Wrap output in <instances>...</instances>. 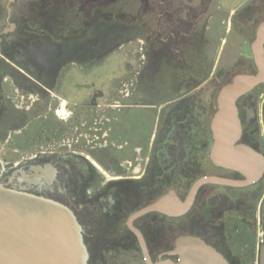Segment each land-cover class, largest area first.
<instances>
[{
	"label": "flooded vegetation",
	"instance_id": "1",
	"mask_svg": "<svg viewBox=\"0 0 264 264\" xmlns=\"http://www.w3.org/2000/svg\"><path fill=\"white\" fill-rule=\"evenodd\" d=\"M117 1L0 0V186L68 208L87 264L177 262L184 237L264 264V80L213 156L220 92L260 72L264 2L217 22L209 1Z\"/></svg>",
	"mask_w": 264,
	"mask_h": 264
},
{
	"label": "water",
	"instance_id": "2",
	"mask_svg": "<svg viewBox=\"0 0 264 264\" xmlns=\"http://www.w3.org/2000/svg\"><path fill=\"white\" fill-rule=\"evenodd\" d=\"M263 42L264 24L253 45L259 74L247 81L237 79L218 96L219 110L213 121V156L222 164L229 160V150L239 132L235 99L264 80L259 56ZM175 253L179 255L178 261L165 264H228L214 249L190 237L177 241ZM87 258L81 227L68 208L0 186V264H87Z\"/></svg>",
	"mask_w": 264,
	"mask_h": 264
},
{
	"label": "rangeland",
	"instance_id": "3",
	"mask_svg": "<svg viewBox=\"0 0 264 264\" xmlns=\"http://www.w3.org/2000/svg\"><path fill=\"white\" fill-rule=\"evenodd\" d=\"M172 1H173V8H177V6L187 4L188 2L190 5L199 6L203 2L209 1L210 3L213 4L211 6V9L216 14L217 22L221 18L224 17L226 11L229 9H232V11L233 10H240V8H242L245 4L264 2V0H172ZM156 2L159 3L160 0H156ZM142 4H143V0H118L114 6H115L116 10H119V12H124L125 14H129V15L130 14L136 15L139 13V11H141L143 9ZM141 18L147 20V18H149V17L148 16L145 17L142 15ZM124 24H127V23H119L118 25H120L119 27H121ZM112 25H114V24H112ZM115 25H117V24L115 23ZM111 27H113V26H111ZM105 28L106 29L109 28V25L106 26ZM134 29L136 31L142 32L143 27H142L141 22L135 23ZM109 33H110V31H109ZM112 34H114V32H112ZM231 37H233V36H231ZM229 39H230V37H228V40ZM233 41H234V38H232V40H230L229 43L227 44V46L225 47V49L223 51L224 55L230 56L232 54V51L234 50ZM118 55L126 56L127 55L126 49L123 48V49L119 50ZM120 65H122V63Z\"/></svg>",
	"mask_w": 264,
	"mask_h": 264
}]
</instances>
